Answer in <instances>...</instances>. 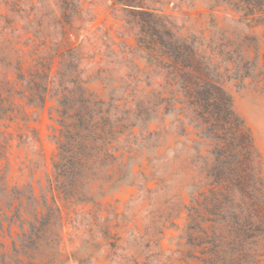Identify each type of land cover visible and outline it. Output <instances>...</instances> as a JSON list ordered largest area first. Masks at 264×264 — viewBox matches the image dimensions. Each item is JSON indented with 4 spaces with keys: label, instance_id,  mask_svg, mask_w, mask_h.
Masks as SVG:
<instances>
[{
    "label": "rangeland",
    "instance_id": "obj_1",
    "mask_svg": "<svg viewBox=\"0 0 264 264\" xmlns=\"http://www.w3.org/2000/svg\"><path fill=\"white\" fill-rule=\"evenodd\" d=\"M143 3L168 16L183 35L194 34L206 42L255 36L264 65V25L249 27L225 5L211 9L205 0ZM68 7L74 11L65 13L60 0H0V107L6 113L0 119V173L9 190L33 194L40 211L42 195L49 200L56 196L62 214L60 255L47 264H193L185 206L191 183L201 181L203 174L194 164V130L176 111H165L163 105L121 136L116 145L128 162L122 167L126 177L113 187L112 181L104 186L92 182L88 190L92 202L67 199L50 188L60 128L61 52L80 58L82 77L101 98L145 109L159 92L167 95L165 75L142 57L139 27L128 9L114 0H69ZM46 60L52 61L46 102L29 105L19 76ZM225 88L264 156V94L235 80L226 81ZM110 169L112 174L121 167ZM23 218L32 219L28 213ZM19 232L14 225L10 233L5 222L0 249L3 243L11 250Z\"/></svg>",
    "mask_w": 264,
    "mask_h": 264
},
{
    "label": "trees",
    "instance_id": "obj_2",
    "mask_svg": "<svg viewBox=\"0 0 264 264\" xmlns=\"http://www.w3.org/2000/svg\"><path fill=\"white\" fill-rule=\"evenodd\" d=\"M60 1L65 13L74 11L68 7L69 0ZM114 1L128 9L138 25L142 57L165 75L167 95L159 92L145 109L139 104L126 108L113 98H101L82 77L80 58L71 51L61 52L60 128L48 177L50 188L67 199L92 202L88 191L92 182L101 181L104 186L112 181L113 187L124 181L127 173L122 167L128 162L116 143L164 105L165 111L186 118L197 138L193 140L194 164L199 165L203 179L191 183L190 202L185 206L193 264H264V156L225 88L226 81L235 80L264 94V65L256 37L224 36L218 42H206L194 34L183 35L168 16L150 9L144 0ZM205 1L211 3V9L225 5L251 28L264 25V0ZM45 62H37L27 75L19 76L29 105L46 102L52 61ZM5 114L0 107V119ZM113 165L121 169L110 174ZM42 198L40 211L33 194L27 196L19 188L9 190L6 176L0 173V228L7 222L10 233L14 225L21 229L11 250L1 244L0 264L57 261L61 207L56 196ZM25 213L32 219L23 218Z\"/></svg>",
    "mask_w": 264,
    "mask_h": 264
}]
</instances>
